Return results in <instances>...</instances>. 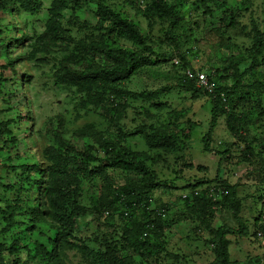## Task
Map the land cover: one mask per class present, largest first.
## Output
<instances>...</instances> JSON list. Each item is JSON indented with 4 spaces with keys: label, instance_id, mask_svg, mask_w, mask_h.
Here are the masks:
<instances>
[{
    "label": "trees",
    "instance_id": "1",
    "mask_svg": "<svg viewBox=\"0 0 264 264\" xmlns=\"http://www.w3.org/2000/svg\"><path fill=\"white\" fill-rule=\"evenodd\" d=\"M111 1L120 0H50L46 7L41 0H0V46L6 42V47L9 48L11 44H19L24 38L29 39L31 44L28 54L34 60L36 69L37 62L45 64L39 58L41 55L50 54V48L62 51L63 48H58L57 42L65 41L72 45L70 35L67 34L71 24L76 23V18L69 15L66 20L65 10L71 7L69 11L75 12L72 5L79 9L81 6L94 9V14L99 18L97 28L100 31L99 39L89 46L96 58L94 64L80 71L73 67L75 64L71 62V57H63L57 65L55 83L60 84V89L71 93L75 120L85 118L90 112H96L97 106L104 114L112 112L116 131L112 137L107 129L100 130L91 123L70 131L67 122L60 119L61 124L54 134L52 144L42 148L40 154L31 155L26 152V160L20 162L16 168L6 162L2 164L4 160H12V151H17L18 139L13 128L19 126L18 121L27 120L33 124V119H25L20 111H16L15 118L7 123L0 120V168H3L2 172H19L21 176L25 175L18 186L17 183H8L10 187L4 186L3 177L0 176V188L3 186L1 189L9 190L14 197L6 202L8 208L2 211L5 216L4 229L6 228L3 234L9 233L14 226L19 232H25L23 238L18 239L20 244L11 243V252H15L18 245L21 246L25 241V248L29 249L27 262L38 259L39 264H67V255L71 251L77 254L81 252L87 264H133L132 254H136L137 250L138 253L142 251L143 258L150 257L154 248L150 245L157 239L156 231L171 220L167 215L171 204H164L155 195L165 186L155 171H151L145 164L147 153L133 150L127 143L138 137L149 149L176 156L179 152L184 153L193 132L199 126L187 117L190 110L185 109L171 112L167 121L158 120L150 111H160L163 106L157 103L156 98L170 90H182L186 94L190 93V99L203 96L209 102L210 123L202 138L206 151H210L211 134L220 118L224 117L227 124L236 123L230 127L234 130L241 125H248L251 121L257 128L260 120L264 118V17L256 10V0H238L240 2L233 6L229 5L228 0H138L144 5V9L141 12L138 3H135L134 8L147 20V34L143 32L145 29L133 23L125 13L120 15L115 10H109L108 3ZM128 5L133 6L131 3ZM8 11H14L15 16L22 13L29 21L41 20L43 31H34L32 37L25 35L21 40L9 37L8 35L14 34L17 26L9 22L5 24L9 29L2 31V14ZM185 12L188 15L187 23L182 18ZM200 18H217V27H212L211 34L207 36L213 40L212 47L219 54L218 61L212 62L204 70L208 83L212 86L211 90L199 86L197 77L188 78L187 71L193 74L197 71L193 70L186 53L178 49L186 33L191 38L193 47H200ZM156 23H159V32L162 33L164 29L167 38L170 37L172 54L156 51L155 48L162 42L155 44L152 39ZM1 35L5 37L1 38ZM121 42L127 45L123 46ZM174 58L177 59L176 65L171 62ZM23 60L25 58H6L3 67L15 77V81L10 83L17 81L22 84V88L24 79L27 87L32 83V75L22 73L24 79H21L18 78L19 73L15 72L17 64H21ZM169 62L177 76V82L172 88L164 87L155 94H137L124 88L136 73L168 65ZM0 81L3 83V80ZM5 81L8 82L6 79ZM14 93L11 92L14 94L11 95L13 100L19 96L25 99L24 93ZM110 97H113L112 105L106 108ZM129 100H139L144 105L136 110L128 103ZM24 104L29 102L24 100ZM14 107L15 110L19 108L18 105ZM132 109L139 111L136 114L141 122L129 130L121 122L127 117L128 110ZM23 127L24 130L22 127L20 129L24 132L30 128L27 124ZM252 148L251 146L246 151L251 154ZM224 152L227 151L217 153L220 155L219 161ZM183 153L177 158L182 160ZM112 170L133 174L140 181H135L127 190L112 189L110 199L101 202L99 214L102 216L104 213L107 221L99 225L111 231L106 236L100 233V237H93L92 242L97 246L91 249L79 236L82 227L86 225L82 220L85 210L79 203L81 189L78 175L93 179L97 175L107 178V172ZM222 183L225 184L230 199L226 207L236 216L235 188L226 182ZM191 185H187L184 190L195 187ZM23 192L28 197L26 200H21ZM185 196L181 200L177 197V200L183 204L182 215L189 217L197 211L195 201ZM16 217H22L26 221L15 223ZM241 227L243 228L242 225ZM240 232L244 234L245 228ZM233 233L232 229L225 226L213 231L214 260L211 264H234L231 263L226 239ZM262 233L264 234V226Z\"/></svg>",
    "mask_w": 264,
    "mask_h": 264
},
{
    "label": "rangeland",
    "instance_id": "2",
    "mask_svg": "<svg viewBox=\"0 0 264 264\" xmlns=\"http://www.w3.org/2000/svg\"><path fill=\"white\" fill-rule=\"evenodd\" d=\"M41 1L46 7L50 0ZM228 1L230 6L240 2L238 0ZM130 3L133 6L128 5ZM135 3L139 4L142 12L144 5L138 0L111 1L108 3V7L109 10H115L117 14L125 13L133 23L145 29L143 32L147 34L149 30L146 24L147 20L143 14L140 15L136 11L134 8L136 6ZM255 5H258L256 9L258 14L264 17V0L263 2L262 0H256ZM72 7L75 12L69 11L71 7L64 12L66 20H68L69 15L76 18V23L71 24L70 31L67 34L70 35V43L72 45L65 41L57 42L58 48H63L62 51L57 48L55 50L50 48V54L40 56L39 59L45 64L41 65L37 62V69L35 68L34 60H31L30 54H28L31 41L25 39L24 36L32 37L34 31L41 33L44 26L43 22L38 19L29 21L22 13L15 16L14 14L16 13L14 11L2 14V19L4 20L1 27L2 31L9 29L5 24L14 23L17 29L14 34L8 36H13L15 40L24 39L19 44H11L9 48L6 47V42L0 46V79L3 80V83L0 81V120L4 124L7 123L8 120L15 118V115H17L16 111H20L25 119H29V117L33 119V124L27 120L17 122L19 126L13 128L14 134L18 139L17 151H12V160L9 162L4 160L2 164L6 162L8 165H13L17 168L20 162L26 160V152L31 155L40 154L42 148L49 147L54 141V134L61 124L60 119L67 122L70 131L91 123V125H95L100 130L107 129L112 137L116 134L114 123L112 122V112L108 111L104 114L97 106L95 107L96 112H90L84 116L85 118L75 120L74 102L71 98V93L68 90L60 89V84L55 83L57 65L63 57H66V59L71 57V62L75 64L73 67L80 71L85 70L90 64L93 65L94 59H96L89 46L100 37V31L97 28L99 18L97 19L94 9L90 6H81L80 9L74 5ZM187 16L186 12L183 13L182 18L185 19V23L188 20ZM216 19L200 18V47H193L191 38L187 37V33L183 35L182 42L178 47L181 52L186 53L193 70L197 72L205 73V68L213 64L212 62L218 61L219 54L212 47L213 40L207 36L211 34L212 27H217ZM160 30L159 23L154 25L153 31L151 30L153 42L156 44V42L162 41L155 49L158 53L172 54L173 46L170 44V37L167 38L164 29H162V33L159 32ZM3 37L5 36L1 35V38ZM120 44L123 46L127 45L124 42ZM197 51H200V53L198 54ZM16 57L25 58L21 64H17L15 72L19 73L18 78L21 77V79H24L21 75L22 73L32 75V83L29 87L26 86L25 79L23 88L22 84L17 81L13 84L10 83L13 80L15 81V77H12L9 70L3 68L6 58L14 59ZM176 61L177 59L174 58L171 62L176 65ZM171 62L168 65L153 67L136 73L125 84L124 88L137 94L142 92L155 94L164 87L172 88L177 82V76L171 68ZM10 77L12 79L9 81ZM2 87L3 91H1ZM181 91L170 90L160 98H156L158 99L157 103L163 106L160 111L156 112L155 109H150V111L158 117V120L167 121L171 112L175 113L184 109L190 110L187 117L197 122L199 126L193 132L191 142L184 153L182 151L177 153L176 156H172L163 151L151 150L138 137L130 139L127 143L131 149L147 153L148 158L145 164L151 171H155L158 179L165 186L161 190L162 192H156L155 195L161 198L164 204H171V209L167 213L171 220L164 223L156 231L157 239L150 245L154 246L150 257L143 258L141 256L142 251L138 253L137 250L136 254H132L134 261L132 263L211 264L214 260L212 253L213 231L225 226L234 231L232 235L226 238L229 243L228 250L231 263L264 264V234L262 233L264 226V118L257 125L258 129L255 128V124L251 121L248 125L236 127L235 130L230 127L232 124L235 126L236 123H229V125L224 117L220 118L211 134L210 151H206L202 138L204 133L208 131L210 123L209 102L203 96L190 99V93L186 94ZM11 92H16L17 94L22 92L25 94V99L19 96V98L13 100L11 95L15 93L11 94ZM112 98H109L106 108L111 107ZM24 100L28 101L29 104H24ZM128 103L136 110L141 109L144 105L139 100H129ZM16 105L19 107L17 110L14 109ZM89 108L94 109L91 106ZM135 109L128 110L127 117L121 122L129 130L141 122L136 114L139 111ZM26 124L30 128L25 129L24 132L20 127L23 129ZM251 146L253 150L250 154L246 149L249 147L251 149ZM222 151L227 152L223 153V157L219 161L220 155L217 153H222ZM16 153H18L17 157L15 156ZM182 153L184 157L181 160L177 157ZM98 165L100 166V164ZM2 170L3 168H0V173H2L0 176L3 177L5 187H10L8 183H17L18 186L21 183L20 180L25 176L24 174L21 176L19 172L12 174L11 172H2ZM78 177L81 189L79 203L85 210L82 220L86 225V227H82L79 236L85 241V245L88 248L95 249L97 244L92 242V238L95 236L100 237V233L106 236L111 231V229H106L99 225L107 221V216L105 215V217L104 213L102 216L99 214L102 208L101 202L110 199L112 189L127 190L135 184V181L138 183L140 178L133 176V174L120 173L117 170L107 172V178L97 175L93 179V177H85L80 174ZM222 181L235 188L236 216L226 207L230 199ZM189 184H192L191 187H195L184 190ZM173 187L177 189L175 190ZM1 188L0 264H25L27 262V253L29 252V249L25 248V241L22 240V245H18L15 252H11L13 248L11 243L20 244L21 241H18V239L23 238L25 232H19L18 228L14 226L9 233L3 234L6 228L4 229L5 216L2 211L6 210V202L11 201L14 197L9 190L5 191L4 188ZM184 194L191 201H195L197 212L195 214L191 213L189 217L182 215L183 204L177 200V197H180L181 200ZM15 196H17V192ZM20 197L21 200L28 198L25 192ZM94 218L99 219V221ZM24 221L26 220L22 217L14 218L15 223ZM241 225L245 228L244 234L240 232L243 229ZM80 253L69 252L67 264H87ZM142 255L144 256V254ZM38 262V259L31 262L28 260L27 264H39L40 262Z\"/></svg>",
    "mask_w": 264,
    "mask_h": 264
},
{
    "label": "built area",
    "instance_id": "3",
    "mask_svg": "<svg viewBox=\"0 0 264 264\" xmlns=\"http://www.w3.org/2000/svg\"><path fill=\"white\" fill-rule=\"evenodd\" d=\"M175 63L177 64V61ZM186 74H187L188 78H193L194 76L197 77V83L199 84V86H201L205 89L211 90L212 86L209 85L205 73L196 72L193 74L191 71H187ZM185 197H186L185 195L182 196V198H185Z\"/></svg>",
    "mask_w": 264,
    "mask_h": 264
}]
</instances>
